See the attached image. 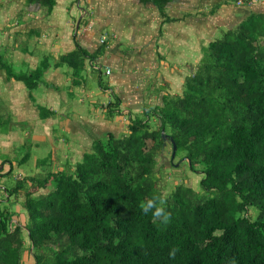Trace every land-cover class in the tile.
<instances>
[{
  "label": "trees",
  "instance_id": "1",
  "mask_svg": "<svg viewBox=\"0 0 264 264\" xmlns=\"http://www.w3.org/2000/svg\"><path fill=\"white\" fill-rule=\"evenodd\" d=\"M138 1L173 20L166 8L176 0ZM24 4L50 12L56 0ZM87 55L77 46L60 61L78 77ZM48 65L45 59L17 74L0 54V68L30 92L44 82ZM118 106L119 99L109 104L111 116ZM38 108L46 118L48 109ZM127 128L96 139L74 171L50 170L0 189V264H27L26 245L35 264H264V11H248L203 45L182 93L145 104ZM163 134L171 165L202 173L203 193L182 182L164 194ZM23 189L22 222L9 202ZM154 195L165 199L167 224L141 211Z\"/></svg>",
  "mask_w": 264,
  "mask_h": 264
},
{
  "label": "crops",
  "instance_id": "2",
  "mask_svg": "<svg viewBox=\"0 0 264 264\" xmlns=\"http://www.w3.org/2000/svg\"><path fill=\"white\" fill-rule=\"evenodd\" d=\"M79 1L83 3L80 8V25L77 27L79 20L77 19V22L74 21L71 25L72 35H64L45 31L49 26H58L57 20L62 15L60 4L57 5L58 0L52 12H48V16L43 14L39 5L37 10H33L24 4V0H0L2 9L0 33L4 39L6 38L5 41L0 39L2 45L6 40L10 43L6 44L8 47L16 44L15 36L18 29H25V34L31 33L33 29H42L43 38L40 44L44 49L43 55L45 59L48 56L52 59L45 72L44 82L40 84L44 86L45 95L48 96L45 103L49 109L44 106L48 109L44 113H49L46 117L47 132L51 135L54 131L51 128L55 123H59L61 129L67 130L68 127L71 133H78L75 139H65V144L69 147L67 160L72 156H76L77 159L81 157L102 134L113 133L116 136L126 134L130 117L142 112L145 104H156L164 93L181 94L185 78L194 69L188 58L189 43L194 41L196 35L203 45L207 44L200 38L202 34L195 33L196 30L207 29L210 35L208 28L211 23L207 17H196V0L170 2L166 13L173 20L168 22L163 21L162 15L151 3L141 4L138 0ZM125 1L132 5L131 9ZM11 2L18 6L6 5ZM143 11L147 13L141 14ZM16 12H19L21 18L17 16L11 23H6L7 15H16ZM40 14L43 15L41 20ZM129 14L132 18L141 19L140 22L130 20V17H127ZM101 37L106 38L104 43L100 42ZM38 40L32 43H39ZM77 46L88 54L84 69L78 77L72 75L74 71L70 73L68 65L60 61L62 55L72 52ZM27 53L26 62L28 57L31 59V52ZM0 54L3 55L1 51ZM173 56L176 62H172ZM1 70L3 69L0 68V73ZM107 70H110L109 74ZM92 72L96 73L98 86L91 85L86 77H82V73ZM175 72H178V78H172V73ZM104 76L108 79L104 80ZM64 83L73 98L80 97L75 100L76 105L82 104L79 112L69 113L62 105L63 99L66 102L61 94V84ZM51 91H55V94ZM117 99L118 112L111 116L109 104ZM56 100H60L57 105ZM86 100L88 104H85ZM86 105L93 109L96 123L88 119L89 113H85Z\"/></svg>",
  "mask_w": 264,
  "mask_h": 264
},
{
  "label": "rangeland",
  "instance_id": "3",
  "mask_svg": "<svg viewBox=\"0 0 264 264\" xmlns=\"http://www.w3.org/2000/svg\"><path fill=\"white\" fill-rule=\"evenodd\" d=\"M227 1L228 4H225ZM219 3H221L220 7H218ZM59 4L62 15L60 16V19L57 20L58 26H49L45 31H54L59 34L72 35L71 25L74 21L77 22V19L81 18L80 8H82L81 4L83 3L79 0H58L57 5ZM125 4L131 9V4H128L126 1ZM6 5H11V7L18 6L15 2L7 3ZM195 7L196 17H207L211 20V23L209 24L210 27L208 28L210 35L207 29L196 30L195 33L202 34L200 38L204 39L205 42H209L220 37L227 28L236 25L240 19L242 20V17H244L246 12L264 11V0H260L253 6L239 5L237 0H196ZM30 8L37 10L38 6L32 5ZM51 12L52 10L50 13ZM146 13L147 11H143L141 14ZM0 14H2L1 6ZM43 14L48 16V11L43 9ZM17 16L18 18H21L19 12H16V15L8 14L6 23H11L17 18ZM130 16L131 15L129 14L127 17ZM141 16L142 15H140V17ZM39 17L41 20L43 15L40 14ZM131 19L138 22L141 20H138L135 17H130V20ZM21 30L22 29H18L16 31L18 32L15 36V41L17 42L13 46H6V44H10L7 40L3 45L0 41V51L6 57L5 60L7 59V62L11 64L12 71L17 74L26 72L31 73L41 64L42 61L45 60L43 55L44 49L40 44L43 38L42 29H33L31 30V33L27 32V34L24 33L25 29ZM0 39H4L1 33ZM36 40L40 42L33 44L32 41ZM202 45L203 42L199 41L196 35L194 41L189 43V49H187L189 55L188 58L194 67L201 58ZM27 51L31 52V59L28 57V61L26 62L25 53H27ZM47 60L50 62L52 59L48 56ZM172 62H176L175 56H173ZM2 69L3 70H1L0 73V169L3 168L2 172L7 174L0 175V187L14 186L18 183V179L39 176L50 170L67 168L70 171H74L75 162L78 161L80 157L77 159L76 156H72L67 160L69 157V147L65 144V139H75L78 137V133H71L68 131V127H66L67 130H63L59 123H55V126L51 128L54 131L50 135L46 128L48 119L41 118L38 108V105H42L43 107H46L47 105L45 101L48 96L45 95L46 92L44 86L39 85L36 89L30 92L23 82L17 81L16 79H10V81L7 70L5 68ZM68 69L70 70V73L73 71L69 66ZM177 73L178 72L172 73V78H176ZM186 73L187 69L184 70V74ZM72 75L74 74L72 73ZM82 77H86L87 82L91 85L98 86V79L95 72L82 73ZM103 79L107 80L108 77L104 76ZM8 81H10V84H8ZM17 87H19V90H17ZM51 93L55 94V91H51ZM61 94L66 100L65 102L63 99L62 102L66 111L69 113L72 111H80V105L82 104L78 102L79 105H76L75 103V100H78L80 97L77 96L73 98L70 90L65 87V83L61 84ZM59 102L60 100H56L55 104L57 105ZM85 104H88L87 100ZM85 109L87 110L85 113H89L88 119H92L93 122L96 123L97 120L95 119L94 113H92L93 109L91 106L88 108L86 105ZM102 136L104 135L102 134L101 137ZM169 147V144H167L164 156L160 160V166L164 168L159 174L161 177L160 185L163 187L164 194L169 193L176 184L182 182L192 186L196 191L203 193L200 184V181L203 178L202 173L192 172L186 164L181 165L179 162L176 163V166H172L170 163L171 149ZM74 158H76V160H74ZM27 183L28 185H31V182L28 181ZM30 191L34 192L35 195L43 192L36 188L30 189ZM25 196L26 190L23 189L18 196L12 197L10 199L11 202H9V207L15 210L16 215L19 216L18 219L22 222L24 220V208L22 207V204L25 200ZM4 204H6V202ZM249 214L255 216L257 213L251 209ZM15 220H17V217H15ZM30 251L31 249L26 245L23 251V259L27 264H35L34 257L31 255Z\"/></svg>",
  "mask_w": 264,
  "mask_h": 264
},
{
  "label": "clouds",
  "instance_id": "4",
  "mask_svg": "<svg viewBox=\"0 0 264 264\" xmlns=\"http://www.w3.org/2000/svg\"><path fill=\"white\" fill-rule=\"evenodd\" d=\"M141 211L147 215L151 213L153 222H159L160 224H167L170 220V213L165 207V199L162 195H154L149 199H146L141 205ZM175 249L169 251V256H175Z\"/></svg>",
  "mask_w": 264,
  "mask_h": 264
},
{
  "label": "built area",
  "instance_id": "5",
  "mask_svg": "<svg viewBox=\"0 0 264 264\" xmlns=\"http://www.w3.org/2000/svg\"><path fill=\"white\" fill-rule=\"evenodd\" d=\"M260 0H237V3L239 5H243V6H253L255 4H257ZM106 40L105 37H101V40L100 42L101 43H104ZM107 73L109 74L110 73V70H107Z\"/></svg>",
  "mask_w": 264,
  "mask_h": 264
},
{
  "label": "water",
  "instance_id": "6",
  "mask_svg": "<svg viewBox=\"0 0 264 264\" xmlns=\"http://www.w3.org/2000/svg\"><path fill=\"white\" fill-rule=\"evenodd\" d=\"M81 19V18H80ZM80 19L78 20L77 22V27L80 25ZM163 139H164V145H166V142H167V139H168V136L163 134ZM175 151H176V145L174 144V150H173V154H172V158L175 156Z\"/></svg>",
  "mask_w": 264,
  "mask_h": 264
}]
</instances>
